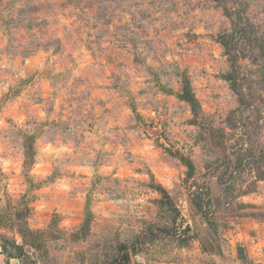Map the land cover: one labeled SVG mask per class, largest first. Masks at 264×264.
I'll use <instances>...</instances> for the list:
<instances>
[{"label":"rangeland","instance_id":"1","mask_svg":"<svg viewBox=\"0 0 264 264\" xmlns=\"http://www.w3.org/2000/svg\"><path fill=\"white\" fill-rule=\"evenodd\" d=\"M0 264H264V0H0Z\"/></svg>","mask_w":264,"mask_h":264},{"label":"trees","instance_id":"2","mask_svg":"<svg viewBox=\"0 0 264 264\" xmlns=\"http://www.w3.org/2000/svg\"><path fill=\"white\" fill-rule=\"evenodd\" d=\"M181 98H182V100L186 101V102L191 106V108H192L193 110H195V109H194V107H195L194 99H193V97L191 96V94H190V92H189V89H188V87H187L186 84H184V86H183V94L181 95Z\"/></svg>","mask_w":264,"mask_h":264}]
</instances>
